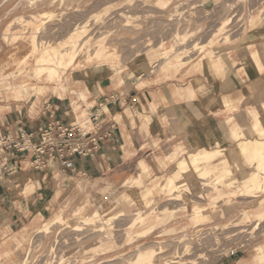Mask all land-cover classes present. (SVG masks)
Here are the masks:
<instances>
[{
    "label": "rangeland",
    "instance_id": "1",
    "mask_svg": "<svg viewBox=\"0 0 264 264\" xmlns=\"http://www.w3.org/2000/svg\"><path fill=\"white\" fill-rule=\"evenodd\" d=\"M221 1L226 3L225 0H0V95L13 94L18 98L20 94L9 90V85H20V81L24 80L32 84L37 81L54 82L47 80L46 74L40 78L33 75L34 58L38 51L30 55L26 63L18 62L21 56L31 53L30 36L38 29L42 42L46 40L54 43L60 40L63 50H72L75 44L76 56L73 63L57 75L66 77L70 83L86 82L88 78L106 75L120 79L122 74H113L112 65L99 64L93 60L87 62L86 56L99 43H103L106 51L115 54L114 64H126V78L144 76L148 69L154 71L158 67L173 70L161 65L160 57L161 52L170 49L172 43L178 39L177 45L183 43L182 45L193 46L189 48L190 57L184 65L194 62L193 64H198L197 67L207 73L210 65L204 60L205 57L210 62H218L216 67L228 60L223 55H218L214 48H226L222 54H228L232 50H238L239 54H243L245 50L248 53L253 51L257 64L264 67V0H256V4L255 0H226V4ZM225 7L228 14L224 11ZM229 13L231 19L223 23L224 16ZM257 13L260 14V19L251 20V16ZM83 22L87 27L84 34L75 43L67 42L68 32ZM222 24V31L229 34V38L223 40V35L220 34L213 42L207 43L212 32ZM160 43L162 46L157 48ZM201 44L205 46L199 50ZM240 60L249 65L247 59L241 57ZM250 67L252 71L255 70L251 65ZM134 68L137 69L132 72ZM19 69L17 76H10V71ZM24 75L26 76L23 77ZM261 82L264 85L263 79ZM96 87V84L92 86L94 93ZM260 99L263 104L261 111L264 110V86ZM78 107L79 104L75 109ZM260 111L256 115L250 113L256 126L247 128L240 139H264V133L257 129L263 125L258 119ZM235 117L243 123L251 122L246 112ZM207 120L210 124V119ZM209 127L206 125L201 130L199 125L198 145L214 148L212 143L216 137L209 135ZM176 132H181V138L171 141L164 167L150 163L148 171L139 168L140 175L124 179L121 185H106L96 189L87 187L83 181L72 179L69 190L59 195V201L54 202V194L45 197V200H41L45 209L30 217L33 228L23 235L14 236L15 248L11 251L5 250L3 258L0 255V264H128L137 249L144 247L158 248L154 251L150 264H221L232 246L249 244L254 245L255 253L257 246L264 242V222H253L254 218L247 217L245 211L253 199L264 194V190L253 189L248 193L249 196L242 193L238 196L235 193L240 182L234 179V172H225L224 169L233 165L230 160H223L227 159L233 145L227 141V137H218L221 140L220 147L226 150L207 160L203 158L206 152H189L196 147L187 146L189 136H195L194 125H184L176 129ZM234 140L237 144L238 139L234 137ZM191 154L196 158L193 164L194 175L202 177L198 184L200 193L198 196L191 194L193 184L183 189L188 191L187 195L196 199L195 205L199 206L197 212L194 211L192 203L184 208L182 202L187 200L183 198L169 199L177 196L180 188L175 189L171 195L162 190L167 178L177 170L178 161ZM2 156L0 179L8 177L13 171L10 170L12 155H8L9 159ZM247 169L254 171L255 167ZM19 175V179L12 177L11 182L19 183L24 180L25 174ZM226 179L230 182L227 185L224 184ZM262 181L264 183L263 179ZM213 187L220 188V194L216 196ZM35 188L34 183L28 182L24 192L34 193ZM164 207L169 210L160 215L157 222L137 225L133 228L130 240L123 238L122 229L131 219L137 221L142 214L151 211L156 216ZM115 212L123 214L111 223L116 226L112 228L115 233L113 241L106 242L108 251L101 253L94 250L91 248V233L102 226L101 220H105L108 215H116ZM144 228H149L150 232L139 234ZM256 259L264 263V257Z\"/></svg>",
    "mask_w": 264,
    "mask_h": 264
},
{
    "label": "crops",
    "instance_id": "2",
    "mask_svg": "<svg viewBox=\"0 0 264 264\" xmlns=\"http://www.w3.org/2000/svg\"><path fill=\"white\" fill-rule=\"evenodd\" d=\"M237 51L229 52L228 60L221 66L209 67L208 73L195 67L193 62L175 71L158 67L149 74L126 80L106 75L70 83L59 75L51 83L20 81L26 92L18 98L13 94L0 95V137L8 133L12 139L18 140L24 133L33 132L32 141L37 143L38 128L47 122L58 120L72 124L84 120L96 109L101 111L99 119L103 126H107L112 118L116 123L112 137L102 142L94 156H68L63 164L60 158L44 154L45 166L39 167L35 166L36 155L32 152L14 153L12 174L0 179L1 257L5 256V250L15 248L14 236L33 228L30 217L45 209L41 200L54 194V202L59 201V195L69 190L72 179L96 189L121 185L124 179L140 175V170L148 171L150 163L164 167L171 141L181 138V132H176L179 127L194 125L196 133L189 136L187 146L196 147L189 152L226 150L220 147V136L233 143L229 151L234 148V128L239 124L256 126L250 113L256 115L260 111L264 86L261 82L264 67L260 64L253 66L250 62L249 65L243 64L240 58L247 55L248 50L243 54ZM250 65L255 70L252 71ZM39 84H44L46 89L31 94V88ZM95 84L96 93L92 89ZM80 91L84 92L83 97H79ZM250 94L253 96L249 97ZM77 104L79 107L75 109ZM243 112L251 118L250 123L240 122L235 117ZM199 125L201 130L210 126L209 135L216 137L212 143L214 148L198 145ZM19 173L25 174L24 180L12 183V177L20 178ZM28 182L36 185L34 193L25 194L24 187ZM221 264L264 263L255 258L254 245L249 244L232 246Z\"/></svg>",
    "mask_w": 264,
    "mask_h": 264
},
{
    "label": "bare ground",
    "instance_id": "3",
    "mask_svg": "<svg viewBox=\"0 0 264 264\" xmlns=\"http://www.w3.org/2000/svg\"><path fill=\"white\" fill-rule=\"evenodd\" d=\"M225 2L227 3L226 0ZM222 3L226 4L224 2ZM230 3L231 2H229V4ZM255 4H256V0H255ZM229 6L230 5H228L227 8H229ZM223 7H220V8H223ZM225 10H226V7L224 11ZM48 13L50 12H45V13L42 12V14H48ZM225 13H227V11H225ZM224 17L225 18H223V23L231 19L230 13L228 16H224ZM260 17H261L260 14L257 13L255 16H251V20H257L258 18L260 19ZM219 18H222V17H219ZM86 28H87L86 24L83 22V24L81 23V25H78L74 27L73 29H71V31H69L67 34V38H66L67 42L75 43L79 39V37L84 34V32L86 31ZM223 28H224V24H222L220 27L215 29V31L212 32L211 36H209L207 43L213 42V40L216 37H218L220 34L223 35L221 39L227 40L229 38V34L224 33V31H222ZM39 33H40L39 29L38 31H33L31 33V36H30V43L32 46L31 53L24 55L23 58L19 61V64L26 63L30 55H34L35 52L38 51L37 56L34 58L33 75L35 76V78H40L43 74H46L47 80L53 81L60 72H63L65 69L67 70V68L70 67V65L73 63V60L76 56L75 44L73 45L74 47L72 50H63L61 49L60 40H57L54 43L52 42L49 43L50 41L48 42L46 40L42 42L41 41L42 38L41 37L39 38L38 36ZM178 41L179 39L175 41L174 43H172V47L170 49H167L161 52L162 55L160 57V64L173 68V70H177L178 68L182 67L188 61L187 58L190 57L189 53L191 51L189 50V48L193 47L190 44L182 45L183 43H178L179 45H177L176 42ZM161 46H162V43H160L157 46V48H160ZM203 46H205V44H201L199 46V50L200 48H203ZM96 47H95L96 49L92 53L86 56L87 62L93 60L99 64L104 63L107 65H112L113 74L115 75H117V73L122 74L119 80L125 79L126 76L128 77V74L124 73V67L126 66V64H120V65L114 64L113 58L115 54L113 52L106 51L105 49L106 47L103 45V43H99ZM224 49L226 48H223V49L214 48V51L218 53V55H223L224 57L228 58L227 53L222 54ZM208 51L209 50H207V52ZM185 56H188V57L185 58ZM243 58L247 59L252 65L257 64V61L255 60V53L253 51L248 53L247 55H244ZM204 60L207 61L210 67H216L219 65L218 62H210L209 60L206 59V57L204 58ZM141 66L143 67L144 65L141 64ZM197 66L198 64H195V67ZM136 69L137 68L132 69V72H135ZM152 71H153L152 69H148L147 74L151 73ZM19 72H20V69L11 71L10 76L15 77L18 75ZM45 89H46V86L44 84H39L31 88V94L33 92H36L39 94ZM9 90L13 91V93L15 94H22L26 92L25 85H18L15 83H12L9 85ZM78 95L79 97H83L84 92L80 91ZM251 96L252 94L249 95V97ZM258 119L263 124L260 128H258V131L261 133H264V110L260 111ZM247 128H250V127L247 125H242V124H239L236 128H234L232 135L233 137H236L238 139V143L234 146V148L230 150V153L227 156V159H223L225 161L230 160L233 163L231 167H225L224 169H225V172H234V175H235L234 179L240 182V185L237 186V189L235 188V193H237L238 196H240L239 193H242V195L244 196H249L248 193H250L253 189L264 190V183L262 181V179L264 180V139H257V138L240 139V137L244 134V131L247 130ZM221 152H223L222 149H215L214 151L206 152L203 158L208 160L210 158H214V157L221 155L222 154ZM2 155L8 157V154H6L5 152H2L0 156ZM193 156L194 154H191V156L180 159L178 161L177 170L171 176L167 178L164 187H162V190L163 192L171 195V193L175 189L180 188V193L177 194V196L169 197V199L170 200H180L181 198H183L187 200L186 202H182L183 207L185 208L188 205V203H192L194 211L197 212L199 209V206L195 205L196 199L193 196L191 197L187 195L188 191L186 189H183L185 188V186L193 184L194 187L192 188L191 194L198 196V194L200 193L198 184H199V179L200 178L202 179V177H197L194 175L195 167L193 166V164L196 161V158ZM252 166L255 167L254 171H251V169L249 170L247 169L248 167L251 168ZM259 173L263 174V176H260ZM201 174H203V172H201ZM226 175H229V174H226ZM226 178H229V177H226ZM229 183L230 182H228V180L226 179L224 184L227 185ZM213 190L215 193H217L216 196L220 194V190H221L220 188L213 187ZM150 192L151 190L148 191V193ZM251 196H256V195H251ZM251 202H252L250 203L251 205L249 206L247 211H245L247 214V217H250V218L253 217L254 218L253 222H257V223L264 222V194L259 195L257 199H253ZM168 210L169 208L164 207L161 209V212L156 216L155 215L153 216L152 211H151V212L142 214L140 217H138L137 221H135V219H131L127 223V226L122 229L123 238L125 237V239L130 240L131 233L133 232V228H135V226L146 225L153 221L157 222L160 218L159 216L163 215ZM116 213L117 212H115V214ZM99 214H101V212ZM122 214L123 212L118 213L114 216L108 215L106 216L105 220H101L100 223L102 226L96 229L94 233L92 232L93 234L91 233V235L93 236L91 239L92 241L91 248H93L96 251H100L101 253H106L108 251L107 249L108 245L106 242L113 241L115 233L113 232L112 228L113 226H116V225L112 226L111 223L114 219H116ZM73 230H76V229L73 228ZM147 231H149V228H144L140 230L138 233L144 234ZM156 249H154L153 247L138 248L137 251L135 252L133 259L128 264H150L153 261L152 258L154 256V251ZM53 250H55V248H53ZM258 257H264V246L262 244H259L257 246V250L255 252V258H258Z\"/></svg>",
    "mask_w": 264,
    "mask_h": 264
},
{
    "label": "built area",
    "instance_id": "4",
    "mask_svg": "<svg viewBox=\"0 0 264 264\" xmlns=\"http://www.w3.org/2000/svg\"><path fill=\"white\" fill-rule=\"evenodd\" d=\"M100 113L96 109L88 113L84 120L64 124L58 120L47 122L39 127V142H33V132H26L16 140L8 133L0 138V152H5L14 157L15 152H32L35 154V166L44 167L47 157H57L66 163V157L72 155L94 156L101 148L105 139H110L114 133L116 123L111 119L107 126L100 121ZM10 157L6 158L9 159Z\"/></svg>",
    "mask_w": 264,
    "mask_h": 264
}]
</instances>
